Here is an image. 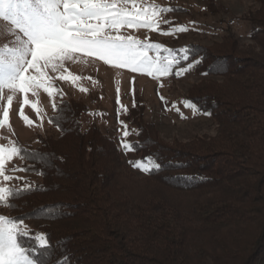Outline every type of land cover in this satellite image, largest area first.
<instances>
[{"label":"trees","instance_id":"trees-1","mask_svg":"<svg viewBox=\"0 0 264 264\" xmlns=\"http://www.w3.org/2000/svg\"><path fill=\"white\" fill-rule=\"evenodd\" d=\"M257 1L238 18L248 41L229 28L210 45L174 49L171 60L158 54L170 67L191 63L198 80L184 99L211 119L212 133L167 142L135 105L129 146L145 166L136 175L111 137L85 125L89 107L65 97L48 116L58 133L18 147L22 170L37 181L8 188L4 203L15 244L32 264H264V0ZM25 220L39 224L24 231Z\"/></svg>","mask_w":264,"mask_h":264},{"label":"rangeland","instance_id":"rangeland-1","mask_svg":"<svg viewBox=\"0 0 264 264\" xmlns=\"http://www.w3.org/2000/svg\"><path fill=\"white\" fill-rule=\"evenodd\" d=\"M8 2L0 4V264H32L15 244L4 203L8 188L37 181L22 170L18 147L55 136L48 116L62 98L71 97L89 107L85 125L94 123L111 137L125 164L143 175L145 166L129 146L136 129L127 116L135 105L142 104L143 119L167 142L214 130L211 119L184 99L198 80L191 63L170 67L158 54L171 60L174 49L210 45L229 28L248 41L247 26L238 18L258 1ZM38 224L25 220L19 228Z\"/></svg>","mask_w":264,"mask_h":264}]
</instances>
